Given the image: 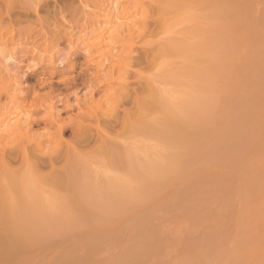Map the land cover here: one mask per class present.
Masks as SVG:
<instances>
[{
  "label": "rangeland",
  "instance_id": "1",
  "mask_svg": "<svg viewBox=\"0 0 264 264\" xmlns=\"http://www.w3.org/2000/svg\"><path fill=\"white\" fill-rule=\"evenodd\" d=\"M18 1L19 3H21V5H24L25 7H27L26 5L29 6L31 3H34L33 1L35 0H18ZM212 2L217 3V2H221V0H84L83 3L82 2L80 3L79 0L77 1L74 0L73 3L66 2L67 3L66 5L68 4L69 5L64 7L65 9L61 15H59L58 13H55V14L50 13L49 15H45V13H39V20L36 17L31 15L26 21L19 22V23L14 22L11 25L2 24L0 26V114L1 115L5 112H9L15 116V119L13 120H24V118L30 113V112L28 113V111H32L33 109L35 110V108L41 110L43 107H46L47 105L55 104L56 100L53 99L51 95L46 94V92H40L37 98H33L29 104L27 105L25 104L23 106L21 105L18 106L19 105L18 99L14 100L13 102H11V100L13 98L14 99L18 98L25 91L26 84L24 83L25 81L24 75L26 76V74H28L30 71H40L42 70L41 66L45 65L44 67H47L50 62H54L56 63V65H58L63 60H65L67 57H72L73 55L80 56L83 52V49L85 48L86 50L89 49L90 52H92L93 56H91V59L92 58L94 59V57H97L93 61L91 59L90 60L92 63L94 61L95 62L98 61L97 64H99L100 80L105 87L104 91H102L103 95L101 93L99 96H96L94 98L95 102L88 105L93 109V111H95V107L97 106H100L101 109L102 108L104 109V110L102 109L103 112L101 111V115L100 113L98 115V118L100 119V126L106 127L108 125L109 120L111 121L112 117H109L108 112L109 110H112L114 106L112 103L113 101L110 102V100L115 95L118 96V93L120 92L119 90H121V93L124 92V94L125 92L130 91V93L129 92L128 93L131 95L130 96L128 94L129 97H125V96L123 97L124 98L122 99L123 105H121V108L119 111V117H122L121 110L124 108V110L127 112L129 116L128 117L129 121L125 123L123 126L120 125L119 123L117 125H113V128L112 129L110 128V130H108V133L111 136L109 139L110 141H107V143L105 144V146H103L102 150L99 153H92V154L85 155L81 158H78L76 161H74L76 159L74 158L73 159L74 163L72 161L71 166L70 165L67 166V168L64 171V174L66 173V175H61L62 178L63 176H65L64 178L66 179V181L64 184H66L68 191H65V192L62 191L59 193V195L61 196V198L69 199L68 201L71 202V206L75 204L73 206L75 208L72 209L73 211L76 209L75 211L79 213L81 212L89 213L91 220L90 218L88 219L89 216H87L88 215L87 214L86 215L87 218L85 219L87 222H84L85 221L84 220L82 221L83 222L82 225L79 223L81 226L80 228L78 226L77 230L70 229V232L63 231V233H59L57 234V236L55 234L54 238L51 237L52 238L51 240H53V244L55 246L53 245L51 249L50 248L44 249V250L41 249L40 251L41 253H39L38 251L39 257H38V260L36 259L34 261L35 264H48V263L53 262L54 260L58 258V256L62 252L68 249L71 244L73 245L75 244L74 245L75 247H78V248L80 247L79 248L80 250L76 249L74 252L75 254L77 253L78 256L82 255L85 251L84 249L86 248L85 245H88V243L96 244V245L93 244L94 246H96L97 251H99V253L96 254L97 256L96 255L94 256V259L96 261L107 262L109 261V259L115 260L116 258L120 256L121 253L124 252L123 249H125V247L126 249L129 247V246L127 247V245L131 244L130 247H134V245L138 242L137 241L138 235H137V238H134L131 235H133V233H136L137 230L138 231L141 230V228L145 230L146 227L147 229H150L151 227L155 228V231H159L161 233L160 234L161 237L157 238L159 240L155 239L153 241V243L155 242L154 243L155 245L154 246L152 245V248H149V250L148 248H144V250L141 249V252L139 251L140 254L139 252L136 253L137 255L136 256L134 255V258L132 257L133 259H129L131 261L129 262V264H153V263L154 264H178V263L180 264L181 262H182L181 264H192L194 263V261H192V263H190L191 261L189 263L188 262L186 263L185 258L186 256L188 257L190 250L184 247V244L186 242L184 240L185 237H186V240L191 239L190 237H192L191 240L194 239L198 241L199 239L200 242L198 241L199 243L196 242V244L198 245V247L200 246L205 247V249L203 250L205 252L207 251L203 255L204 256L206 255V257L207 256L208 257L206 258L200 255L203 258V260L199 257L195 258L196 264L199 262L201 263L205 261L206 259L207 260L203 264H207V262L209 264H212V263L213 264H218V263L219 264H225V263L226 264H238L239 261L242 262V264H245V261L247 259L250 261L247 260L248 263L246 262V264H249L252 262L253 264H256V263L264 264V251H263L264 250V243H263L264 242V179H263L264 176L262 177V175H264L263 173L264 172V159L261 158V157H264V149H262L264 147V143H263L264 140H260V138H259L260 141L258 140L259 144L263 143L262 145L263 147L261 148L259 147L261 152L259 151L257 153L258 155L257 154L252 155L255 157V160L254 159L250 160V158L252 157L249 158L250 155H248V157L244 156L243 158H241L240 161H237L239 159L237 160L234 159L236 160V162L232 160L235 162V164L234 162H230V163L225 162L226 164L219 165V163L211 164L212 162L203 163L202 159H200L201 161L197 160V163H203L205 165L207 164L208 166H205L203 164L201 165L199 164L198 166L196 162L193 163V161L185 157L183 159L184 161H182L181 163V168H184V171L183 169L182 170L180 169L179 171H177L178 173L177 172L175 173V171L173 172L174 167H176L174 166L175 164L174 162H173V165H171L172 163L170 164V162L169 163L165 162L166 166H168L167 167L168 171L170 172L167 175L169 179L166 178L167 176H164L163 179L160 178L158 180L157 182L158 184L154 181H152L153 182L152 184L151 181L149 183L147 182V180H145L146 181V185H145V181H143L144 176H142V180L141 179L140 181L137 180L136 175H138V172L135 175L134 174L135 172L132 173V169H128L127 167L128 165H126L127 164L126 162H124V165L122 164L123 161H126L127 159L126 157H128L129 155H136V157H139L140 159H142L143 156L147 155L148 158L150 157V160L153 161L154 159L152 158L155 157L156 159L159 160L160 158H158V156L161 157L162 155H165L164 153L167 154V151L169 152L170 150L167 146H164V144H161V142L155 141L157 140V138L155 139L153 138L155 137L154 134L152 136V133L148 134V132L147 133L145 131L143 132V130L141 132L140 125L142 124V120L144 121L148 120L146 122H149V120L152 121L153 119H157L161 117L163 118V112L160 111V108H157V106L156 108L154 106L153 110H151L150 112L147 110L145 103H142V104L139 103L138 104L139 106H136L133 102L135 95L139 101L140 99L143 100V98L146 100L147 98H149L151 100L153 97L154 100L153 99L152 100L154 101V103L155 102L157 103V101L155 100L159 99L158 96H160V99H161V97H163L165 93H166L165 94L166 97L169 95L170 96L172 95L171 98H175L176 102L180 101V103H182L181 104L182 106L180 104H176V106L175 104H173L174 106L172 105L171 107H169V110L174 113L179 112L181 107H184L183 102L184 104H186L187 102L190 105L192 102L190 101L189 98H191L192 101H194L197 97L198 98L197 106L199 105L201 106L199 108H202V109L198 108L201 111L200 113L202 114L201 115L197 114V118L199 120H200V117L198 116H201V123L203 122L205 123V117L207 121H209V119L212 120L218 117H223L225 114V110H227L228 107H231V106H232L231 108L236 107V104L233 107V104L236 101V100L234 101V99L236 98H237V102L235 103H238L239 106L242 105L241 107L237 105L239 109L243 108L244 110V108L247 106V109L246 108L245 109L246 110L249 109L248 112H250L251 110V114L250 113L247 114V118L248 116L250 118V115H252L254 110H258V109H255L256 107H261L263 105L264 97L262 93L264 92V89H263L264 84L257 86L258 85L257 83H259L262 79H264V77L260 76L264 74V72H262V74L259 73V74H255L254 76H252L253 78L255 77V80L257 79L256 80L257 82L254 83L256 87L254 85L252 86V84L250 86V83L253 78L252 77L251 79L248 78L249 79L248 82L250 80L251 81L247 84L246 83L247 77H249L250 74L247 75L246 73L247 71L244 70L243 68L242 70L240 65L243 63L241 61H246L250 59L249 57H251V55L254 61L255 59L257 60L258 57H260V55L264 54L263 53L264 48H262L264 47V0H248L247 2L246 0H236V4H232L234 5L233 7L231 5L229 6L232 8L231 9L232 11H235V10L237 12L240 11L239 15L236 12L238 19L235 20L233 18L232 19L227 18L226 17V14L228 13L227 12L228 9H227L225 15L222 12L223 15L226 17V19H224L225 17L221 14L223 16L222 18L223 21L222 19H220L221 15L218 14L220 15L218 16L216 14V11L217 13H219L218 11L219 8L217 9V7L216 8L215 6L213 7ZM218 4L220 5V3ZM225 4H226V1L224 2V4L222 3V5H225ZM49 5H52V2H49ZM247 8L248 10H246ZM230 14L228 13V15ZM244 14L246 15L244 16ZM233 15L235 14H232V16ZM243 18H246L247 20ZM244 22H247V23H244ZM250 33H252L251 34L252 36H250ZM252 38H256V39H252ZM250 39L251 41L253 40L254 41L250 42ZM242 40H245V41H242ZM94 44L96 47L92 46ZM259 45H261L262 47ZM261 49H263V51ZM215 51L217 52L216 55H215L216 53ZM259 53H262V54H259ZM256 54H257V57L254 58ZM217 55L220 56L222 59H224L225 61L223 62L224 64H221L222 61L220 62V64L223 65V67H221L220 64H216L215 62L216 60L214 61V56L218 57ZM247 56H248V59L246 58ZM243 57L246 59H243ZM221 58H217V60H220ZM232 60L233 61L235 60V61L233 62ZM40 61L43 62L44 64L40 65L39 63ZM211 62L216 64V65L212 64L213 67L216 66L218 70L220 69L219 73H216V71H218L216 70V68L213 69V67H210L212 66ZM217 62L219 63V61ZM229 64H231L230 67H227L229 66ZM232 64H234V66L237 65L235 66L237 67L235 68L236 70L235 73L233 71L234 66H232ZM88 65L90 66V63ZM217 65L218 66L220 65L219 68ZM209 67L211 68L210 71L209 69H206ZM205 71H207V73ZM242 72H244L247 75V77ZM134 73H137L138 75H135ZM242 76L245 78H243ZM238 78L240 79V81H238ZM242 78L246 80L245 82L246 85L243 83L245 80L243 81ZM233 79H236V81ZM239 82L243 83L244 87H243V84L240 85ZM234 85L238 87L236 86L234 87ZM232 86L234 88H232ZM123 87L125 88L124 90L122 89ZM252 87L256 89L253 90L254 93L252 92L250 94L249 91L252 90ZM126 88H127V91H126ZM244 88L246 89L245 92L243 91L245 90ZM225 89L227 90V92L225 91ZM134 90L136 91V93L133 92ZM228 90L230 91V94L228 93L229 92ZM238 91L240 92L239 95L241 97L245 94L244 95L246 96L245 98L246 100L244 99L245 101L242 99L244 96L241 98L242 100L240 101V96L237 93ZM255 91H258V92L262 91L261 93L262 97L260 96V93L258 95V92L256 93ZM222 92L224 93L225 96H222L223 95ZM248 92L249 94L247 95ZM234 93L238 95L239 97H237ZM83 94L84 92H78L77 97L79 96L78 98H81ZM148 95L151 97H149ZM165 95L162 98V100L166 98ZM231 95L232 97L235 95L234 98H231L230 97ZM146 96L147 98H145ZM259 96L261 97L260 99H259ZM238 98H239V101H238ZM248 98H249V101H248ZM149 99L147 101H149ZM168 99L166 98L165 100H168ZM182 99L184 101L181 102ZM199 99H201V101ZM250 99H252L251 102H253V100L254 102H257L256 100H259V101L263 100V102L261 101L262 105L261 103H259L260 105L258 104L259 106L258 105L256 106V103L255 105L253 104V106H256V107L252 111L251 109L252 107L248 108V105L252 106L249 104ZM9 101H10V104H9ZM71 101L70 103L73 102ZM203 101H205V103ZM109 103H111L113 107ZM243 105L245 106L243 107ZM179 106H180V109H179ZM55 107L59 109L57 104H55ZM149 107L151 108L152 106L150 105ZM109 108H112V109H109ZM145 109L147 111H145ZM198 109L197 111H199ZM202 110L204 111V113L202 112ZM259 110H262V108H260ZM140 112L142 115L140 114ZM145 112H147L146 115L144 114ZM148 112H150L149 115H148ZM258 112L259 111L254 112L253 115L255 116ZM9 113L6 116H8ZM208 113L213 114L214 118H211L210 117L211 114L208 115ZM262 113L264 114L263 111ZM263 114L261 116L259 115V118L260 120L262 119V121L264 119ZM102 115L104 116L101 117ZM144 115L146 118L144 117ZM215 115H217V117ZM12 117L13 116L11 115L10 118ZM249 118L247 120L251 121V118L250 119ZM256 118L259 119L258 116ZM184 119L185 118H183V120ZM101 120L102 121L108 120V122L107 123L105 122L104 124ZM187 120L190 122V119H187ZM12 121L6 122L4 124L5 126H3L1 129L2 130L4 128L8 129L10 125H12L13 123ZM254 122H256V120ZM254 122L253 123L251 122V125L255 124ZM88 123L94 125V119H92L91 122L90 120H88ZM263 123L264 121L262 122V124ZM137 124L140 127V129L136 127ZM251 125L250 127L254 126V125L252 126ZM258 125H257L258 128L256 127V125L254 126L255 128L259 129V130L254 129L255 131L252 128L250 129L247 126L249 130H251V132L253 130L254 133H250V131L247 130V128L245 127L243 130V135H244V132H246L245 133L246 136L249 135L251 136L250 138H253V137L256 138L254 134L259 135L261 132L264 131V128L260 127L261 125L260 126ZM259 127L263 129L261 130ZM134 129L136 131H134ZM138 130L139 132H137ZM147 136L149 139L147 138ZM260 137L262 136L260 135ZM92 146L93 144L88 146V148H91ZM156 148L157 150H160L158 151V153H155ZM143 151L145 152L148 151V152L145 155ZM235 151L237 152L240 151L239 153L241 154V151L243 153L244 149L237 148V150L235 149ZM125 152H128V154ZM85 153L87 154L88 151ZM235 154L237 158H239L238 157L239 154L237 155V153H234V155ZM256 156L258 157L260 156V158L256 159ZM245 158L249 159L250 161L245 162L246 160ZM187 159L189 162H187ZM161 162L164 163V160ZM193 164H196V167L197 166L198 167L194 168L195 165ZM189 165L192 167H189ZM209 165L211 166L209 167ZM224 165H226L227 167ZM13 166L14 168H17L18 165H13ZM230 166L232 167V170ZM171 167H173V169ZM48 171L49 170L44 169L43 173L46 174ZM25 172H26L25 170H22V174H20L19 176L21 180H22V175L24 176V179H29V177L26 176ZM179 173L182 176L181 175L178 176ZM242 173L245 175H243ZM203 175H204V179L201 178L203 177ZM206 176L209 178H207ZM124 178H127L128 184L133 185L134 189H137L135 190L136 191L135 195H137L135 196V198H138V199L136 200L132 198L133 201L129 200L128 202L131 205L127 201H126L127 205L125 202H124L125 205L123 204V202H121L120 203L121 206H119L120 209L119 207H117L116 211L114 209V212L111 211L110 213L106 215L104 213L101 214L100 213L101 211H99L98 208H96L95 210V207H99V206L90 207L89 205V207L92 210L90 208L88 210V207H87L88 205L83 202V197L82 199L80 198L81 192L85 190L83 188L87 189L89 188V186H91V188H89L91 189L90 194L92 193V191L94 194H97L105 190L110 193H113L114 192L113 188L115 187V185L117 183L121 184ZM125 180L126 179H124V181ZM181 180H184V181H181ZM231 181L235 183L233 184ZM191 184H192L193 189L190 186ZM201 185H204V186H201ZM229 185L230 186L232 185L231 186L232 189L230 188ZM147 188L149 189L147 190ZM178 188L180 191L178 190ZM225 188L227 189L229 188L230 191L229 189L227 190ZM245 188L246 189L248 188L247 190L249 191V193L248 191H246ZM184 189L188 191L189 194H191L190 191L192 190H194L193 192L196 194L200 193V191H202L203 189H205V191L208 189L206 193L209 192V189L211 190L208 194H206L209 196L205 199L203 205L202 204L197 205L198 213L196 211L197 206H194L196 204H193L195 202L193 198L189 196V198L191 197V199L189 198L186 199L185 197V196H188V195H185L188 192H186L185 194H182V192L185 191ZM220 189H221V192H220ZM234 189L238 191L236 192ZM256 189H258V191ZM222 190H223V193H222ZM138 191L141 192V194L137 193ZM253 191H255L253 194V196L255 197H253L252 200L254 198L255 199L253 201H249L248 200L250 199L249 196L252 195ZM177 193H180L179 195H184L183 197L181 196L183 199L179 195H177ZM179 197L181 198V200ZM51 198H49V200H51ZM170 198H172L171 199L172 201L170 200ZM210 198L211 200H209ZM88 199H91V198H88ZM177 199L181 202H178ZM246 199L248 201V205H249V202H253V204L251 203L249 206L248 205L245 206ZM169 200L171 201V203H169L170 202ZM81 201H82V204H80ZM88 201L90 202V200ZM70 202L68 203L70 204ZM225 202L227 204H225ZM257 202H258V205H256ZM122 204L124 206H122ZM170 204L171 205L174 204L173 207ZM77 206L78 207L84 206V207L82 209L80 207V210H79ZM201 206L204 208H201ZM181 207L184 209L182 210ZM185 208H186V213H184ZM189 209H191V211ZM244 209H246L247 211ZM170 210L172 213L169 212ZM199 210H202L203 212ZM212 211L214 212L212 213ZM176 212L179 213V215ZM188 213H189V216L187 215ZM240 213L241 214L243 213V215H241ZM195 214L198 216L199 214H201V218L203 221L201 219L199 222H197V220L195 221V218H194ZM245 214L246 216H244ZM83 215L82 216L77 215V216L79 218L80 217L85 218L86 216L85 215L83 216ZM105 215L108 217L105 218L104 217ZM187 217H192L193 221H190ZM197 218H200V216ZM62 219H65V218H62ZM69 219L73 221L74 218L72 219L69 217ZM89 220H90V223H89ZM92 220L94 221L92 222ZM142 221L144 222V225H146L145 229L143 225L140 224L142 223ZM194 221L199 223V225L198 224L196 225L195 223L196 227L195 226L193 227L192 222ZM37 223H39V220L37 221ZM220 226H221V229H220ZM244 226H246L245 232H243L245 230ZM218 227L219 229H217ZM124 228H127V229H124ZM182 228L184 230H182ZM243 228L244 230H242ZM1 229L3 228H0V232L2 233ZM204 229L207 232H209L208 235L206 234L207 232L204 231ZM189 230H192V231H189ZM111 232H112V235H111ZM190 232L191 233L193 232L194 234L189 235ZM129 233H130V236L127 235ZM108 234L109 236H112L113 238L115 237L114 239L116 243L114 242V239L113 240L111 239L112 237L110 238L107 236ZM197 234H198V237H197ZM116 235L118 236L120 235V237L118 238ZM204 235H206V239L209 240V243H208L209 246H207V244L205 243L204 245L202 242L204 241L203 240ZM210 235H211V238H207ZM215 235H217V237ZM82 236L84 240L79 239V237L81 238ZM97 236L99 239L97 238ZM101 236H102V240L100 239ZM157 236H159V234H157ZM129 237L131 238L129 239ZM0 238L2 237L0 236ZM90 238H92L91 241L92 240L94 241L89 242ZM96 238L98 240H96ZM105 238L106 240H104ZM219 238H220V241H219ZM226 238H227V241H226ZM252 238H255L256 240ZM110 239L111 241H109ZM212 239H214L215 241ZM252 240H255L254 245L251 242ZM84 241L87 243H85ZM207 241H204V242H207ZM213 241L214 243L215 242L216 243L213 244ZM210 242L212 243L211 246L213 245L215 246V248L213 246L212 247L210 246ZM138 244H136L137 246L135 247H142L139 242ZM179 246H180V249L178 250ZM252 246L254 247L253 249H251ZM207 247L209 248L207 249ZM249 247L251 250L247 249ZM210 248H214V249H210ZM180 250L183 253L180 252ZM186 250H188L189 252L186 253L185 252ZM79 252L81 253L79 254ZM144 253H148V255L146 256V254ZM208 254H211V255L209 256ZM142 255H145V257ZM184 256L185 258L183 259ZM179 258L182 261H180ZM250 258H253V259H250ZM218 260L220 262H218ZM4 262L7 263L6 260H2V261L0 260V264L1 263L4 264Z\"/></svg>",
  "mask_w": 264,
  "mask_h": 264
},
{
  "label": "bare ground",
  "instance_id": "2",
  "mask_svg": "<svg viewBox=\"0 0 264 264\" xmlns=\"http://www.w3.org/2000/svg\"><path fill=\"white\" fill-rule=\"evenodd\" d=\"M225 1H226V4H227V5L225 4L226 6L225 5H222V3L224 4ZM247 1L248 0H246V2ZM33 2L34 3H31L29 6L26 5L27 7H25L24 5H21V3H19L18 0H0V26L2 24L11 25L14 22L15 23L16 22L19 23V22L26 21V20H28V18L31 15L34 16V17H36L39 20V13H45V15H49L50 13H53V14L58 13L59 15H61L62 12L65 9L64 7H66V6L69 5V4L68 5H66V4L68 2L73 3L74 0H35ZM49 2H52V5H49ZM79 2L80 3L81 2L83 3L84 0H79ZM221 2H217V3L216 2H212V6L213 7L215 6V8L216 7H217V9L219 8L218 9L219 13H217V11H216V14L217 15L218 14H220V15L222 14L223 15V13H224V15H225L226 14V10L228 9L227 12L229 14L231 12H233V13L230 14L231 16L228 15V13H227L226 14V17L227 18H230V19L233 18L235 20L238 19L237 18L238 17L237 16V13L239 15L240 14L239 13L240 11L237 12L235 9H234L235 11H232L231 10L232 8L229 6V5H231L233 7L234 5H232V4H236V0H224V1L221 0ZM61 3H63V4H61ZM218 3H220V5ZM217 4H218L219 7L217 6ZM246 10H248V8ZM232 14H235V15L232 16ZM220 15H218V16H220ZM245 15L246 14H244V16ZM221 16H220V19L223 18V16L222 17ZM226 17L224 19H226ZM243 19H246V18H243ZM222 21H223V19H222ZM244 23H247V22H244ZM146 27H147V25H146ZM254 32H252V33H254ZM252 33H250V36H252L251 35ZM256 35H258V34H256ZM248 36H249V34H248ZM252 39H256V38H252ZM242 41H245V40H242ZM248 41H249V39H248ZM253 41H251V39H250V42H253ZM260 44H261V42H260ZM92 46H95V44L92 45ZM259 46H261V45H259ZM262 48H264V47H262ZM258 50H260V49H258ZM261 50L263 51V49H261ZM259 52H261V51H259ZM263 53H264V51H263ZM216 54H217V52L215 53V55ZM222 54H223V52H222ZM259 54H262V53H259ZM218 55H219V53H218ZM91 56H93L92 55V52H90L89 49L86 50V48H85V49H83V52H82V54L80 56L73 55L72 57H67L65 60H63L58 65H56V63H54V62H50L47 67H44L45 65L44 66H41L42 67V70H40V71H30V72L28 71L29 73L26 74V76L24 75V77H25L24 78L25 79L24 83L26 84L25 91L18 98H16V99L13 98L11 100V102H13L14 100H17L18 99V101H19L18 102V104H19L18 106H20V105L23 106L25 104L26 105L29 104L30 101L33 98H37L40 92H46V94L51 95L53 97V99L56 100V103L55 104H57V106L59 107V109H57L55 107V104L47 105L46 107H43L42 109L40 108L41 110H39L37 108H35V110L34 109L33 110L31 109L32 111H28V113L29 112L30 113L29 114L27 113L28 115L24 118V120H13V119H15V116L12 113H9V112H5L2 115L0 114V118H1L0 119V226H1L0 228H3V229H1L2 230V233L0 232V236L3 238V239L0 238V260L1 261L2 260H6L7 263L4 262V264H32V263H34V261L36 259L38 260L39 253H41L40 252L41 249H43V250L44 249H49V248L51 249L53 247L54 244H53V240H51V239L55 237L54 236L55 234L57 236V234L63 233V231L64 232L65 231H69L70 232V229H72V230L73 229L74 230L76 229L77 230L78 226L80 228V226L83 224L82 221H84L87 218V216H89L88 219L90 218V220H91V217H90V214L89 213H87V212H81V213H79V212H76L75 211L76 209L73 211L72 209L75 208V207H73L75 204L74 205L72 204L73 206H71V202L68 201L69 199L61 198V196L59 195V193L62 192V191L63 192L68 191L66 184H64L65 181H66V179L64 178L65 176H63V178H62L61 175H66V173L64 174V171L67 168V166H69V165L71 166V162L73 161L74 158H76L74 160V161H76L78 158H81V157H83L85 155L92 154V153H99L102 150L103 146H105V144L107 143V141H110L109 139H110L111 136L108 133V130H110V128L112 129L113 128V125H117L119 123L120 125L123 126L125 123H127L129 121L128 120V117L129 116H128L127 112L124 110V108L121 110L122 117H119V111H120L121 105H123V102H122V99H124L123 97L124 96L125 97H129L128 94L130 93V91H128L129 93L128 92H125V94H124V92L121 93V90H119L120 92L118 93V96L115 95L112 99L110 98L111 99L110 102L113 101L112 103H113L114 108L113 109L112 108H109V109H112V110H109L108 113H109V117H112V119L110 118L111 121L109 120V122H108V120L107 121L106 120L105 121H102L101 120L104 124H105V122L106 123L108 122V125L106 127L100 126V119L98 118V115H99V113L101 115V111L103 112L104 109L102 108L103 109L102 110L100 108V106H97V107H95V111H93V109L90 106H88V105H90L93 102H95L94 98L96 96H99L101 93L103 95V92L102 91H104L105 87H104V85L102 84V82L100 80L99 64H97L98 61H96V62L94 61L93 62L94 64L91 62V60L93 61L97 57H94V59L93 58L91 59ZM215 57L216 56H214V61L216 60L215 61L216 64H220L221 61H222L221 64H224L223 63V62H225L224 59H222L220 56L216 57V59H215ZM237 57H238V55H237ZM256 57H257V54H256V56L254 58H256ZM217 58H221V59L220 60H217ZM246 58L248 59V56ZM246 58L243 57V59H246ZM249 58L250 59H248L246 61L239 60V61L243 62L240 65L241 66V69L243 68L244 70H246L247 71L246 72L247 75L250 74L249 77H247V75L244 72H242L247 77V82H246V80L243 79L245 77H243L244 75L242 74L243 75L242 76L243 77L242 80L243 81L245 80L243 82L245 85H246V83L248 84L251 81L250 80L248 82V80H249L248 78L251 79V77L254 76L255 74H259V73L262 74V72H264V65H263L264 64V54L260 55V57H258V59L257 60L255 59L254 61H253L252 55ZM251 58H252V60H251ZM232 59H234V58H232ZM235 59H236V57H235ZM217 61H219V63ZM39 63H40V65H43L44 64L41 61ZM89 63H90V66L88 65ZM91 63H92V65H91ZM212 64H215V63H212L211 62V65ZM235 64H237V63H235ZM230 65L231 64H229V66H227V67H230ZM219 66H218V68H219ZM232 66H234V64H232ZM235 66H237V65H235ZM235 66H234V70H233L234 73L236 72L235 68H237ZM34 67H32V68H34ZM210 67H213V65L210 66ZM210 67L209 68H206V69H209V71H210L211 70ZM221 67H223V65H221ZM214 68H216V66H214L213 69ZM110 70H112V69H110ZM216 70H218V69L216 68ZM219 70L216 71V73H219ZM207 71H205V72L207 73ZM212 73H214V72H212ZM134 74L135 75H138L137 73H134ZM260 76L261 77H264V74H262ZM240 77H241V75H240ZM239 78H238V81H240ZM236 79H233V80L236 81ZM253 79H252V81L250 83V86H251V84L253 86L254 83L257 82L256 81L257 79L255 80V77ZM263 80L264 79H262L260 82L258 80L259 83H257L258 84L257 86L264 84V81ZM241 82H239L240 85L243 84ZM261 82H263V83H261ZM235 84H236V82H235ZM244 84H243V87H244ZM235 86L236 85H234V87ZM254 86L256 87V85H254ZM124 87L122 88L123 90L125 89ZM234 87L232 86V88H234ZM236 87H238V86H236ZM247 87H249V86H247ZM227 88H228V86H227ZM254 89H256V88L252 87V90L250 89L251 91L248 90L250 92V94L253 92ZM223 90H224V88H223ZM126 91H127V88H126ZM225 91L227 92L226 89H225ZM243 91L245 92L246 89L243 90ZM258 91H255V92L257 93ZM78 92H84V94L82 95L81 98H78L79 96L77 97ZM133 92L136 93L135 90ZM249 92L247 93V95L249 94ZM228 93L230 94V91ZM235 93H236V91H235ZM237 93L239 95L240 92L238 91ZM259 93H260V96H261L262 91L261 92H258V95H259ZM222 94H223L222 96H225L223 92H222ZM164 95H163V97H164ZM238 95H236V96L239 97L240 95L239 96ZM255 95H257V94H255ZM262 95L264 97V92L262 93ZM169 96L166 97V95H165V97L167 99L169 98ZM171 96H170V98L168 100H165L166 98H164L162 100L163 97H161V99H160V96H158L160 100L158 99V97H157V99L160 102L158 100H155V101H157V103L156 102L154 103V101H153L154 98L153 97H152L153 100L152 99L150 100L146 96L145 98H147V100L149 99V101H147L144 98H143V100L140 99V101H139L137 99L136 95H135V97L133 99V102H134V104L136 106H139L138 105L139 103H141V104L142 103H145V106L147 107V110L148 111L151 112V110H153L154 106H155V108L157 106V108H160V111L163 112V118L161 117V118L153 119L152 121L149 120V122H146L148 120H146V121L142 120V124H143V125L141 124L142 126L138 123L140 125L141 129L138 126V124H137L136 127H138L141 130V132L143 130V132L144 131L146 133L148 132V134H151L152 133V136L154 134L155 137H153V138L154 139L157 138V140H155V141L161 142V144H164V146H167L170 149L169 152L167 151V154L164 153L165 155H162L161 157L158 156V158H160L162 160H160V159L158 160L155 157L152 158V159H154L153 161L150 160V157L148 158V156L146 155L148 151L147 152L143 151V153H145V155L147 156V157L146 156H143V158L145 157L144 159L143 158L140 159L139 157H136V155H129L128 157H126L127 158L126 161H123L122 164L124 165V162H126L127 163L126 165H128L127 166L128 169H132V173L135 172L134 173L135 175L138 172V175H136V179L137 180H139V181H140V179L142 180V176H144L143 177L144 178L143 181L147 180V182H149V183H150V181L151 182L154 181V182L157 183L160 178L163 179L164 176H167L170 173L168 171V168H167L168 166H166L165 162L166 163H169L170 162V164L172 163L171 165H173V162L175 163L174 166H176V167L173 166L174 167L173 172L175 171V173L177 171H179L180 169L181 170L183 169V171H184V168H181V163H182V161H184L183 159L185 157L186 158H189V160L193 161V163L196 162V164L198 166H199V164L201 165V164L206 163V162H208V163L212 162L211 164H213V163H219V165H221V164L223 165V164H226L228 162L229 163L230 162H234V161L236 162L237 159H239L237 161H240L241 158H243L244 156L248 157V155H250L249 158L252 157V158H250V160H252V159L255 160V157L252 156V155L253 154L256 155L259 151L261 152V150L259 149V147L260 148L263 147L262 145H263L264 142L263 143H260L261 144L260 145L259 144V141L260 140H264V138H262V137H264V135H262V134H264L263 133L264 131L261 132L262 134L260 133L259 135L254 134L256 138H254L253 136H252L253 138H250L251 136H249V135L246 136V134H245L246 132H244V135H243V130H244L245 127L247 128V130H249V128L250 129L252 128L253 130L254 129L255 130H259V129H257L258 128L257 125L259 123H261V124H259L258 126L261 125L260 127H263L264 128V126H263L264 123L262 124V122L264 121V119L262 121V119L260 120V118H259V115L261 116L263 114L262 111L264 112V108H263L264 107V102H263V100H261L263 102V105H262V102L261 101L256 100L258 102L257 103V102H254V100H253V102H251V100L253 98L250 99V103L249 104L252 105V106H249L248 105V108L249 107H252L251 108L252 111L254 110V108L259 103H261V105L263 106V107L261 106V107H256L255 108V109H258V110H254V112H256V111H259V112L255 116L253 115L254 112L252 113V115H250L251 121L250 120H247L249 118V116L247 118V114H249V113L251 114V110H250V112H248L249 109L246 110L247 109V106L245 107L246 109L244 108V110H243V108L242 109L241 108L239 109V107H241L242 105L239 106L238 103H235V102H237V98L235 97L236 99H234V101L235 100L236 101L233 104V107L236 104V107L235 108H231L232 106L231 107H228V109L225 110V114H224L223 117H218V118H215V119H212V120L209 119V121H207L206 120V117H205V123L204 122L201 123V116H198V117H200V120H199L197 118V114L198 115H201L202 114V113H200L201 111L199 110V109H202V108H199V107H201L199 105L197 106V104H198V102H197V99L198 98L197 97H196V99L194 98L195 99L194 101H192V99L189 98L190 101L192 102L190 105L187 102H186L187 105L184 104V102H183V106L184 107H181V109H180V106H179V109H180L179 112L174 113V112H172V111L169 110V107H171L173 104H175V106H176V104H180L181 105L182 103H180V101H177L176 102L175 101V98H171ZM234 96L232 97V95H231L230 97L231 98H234ZM260 96H259V99L262 97V96L261 97ZM149 97H151V96H149ZM242 97L240 96V101L242 99L244 100L246 98V96H244L243 98ZM71 98H73V99H71ZM257 98H258V96H257ZM5 99H7V98H5ZM254 99H256V98H254ZM199 100L201 101V99H199ZM225 100H227V99H225ZM70 101L72 103H70ZM182 101H184V100L182 99L181 102ZM238 101H239V98H238ZM248 101H249V98H248ZM174 102H176V103H174ZM203 102L205 103V101H203ZM203 102H201V103H203ZM208 102H206V103H208ZM216 103H218V102H216ZM255 103H256V106H253V104L255 105ZM9 104H10V101H9ZM109 104H111V103H109ZM158 104H159V106H158ZM244 104H246V103H244ZM150 105L152 106L151 108L149 107ZM237 105L239 107H237ZM111 106H112V104H111ZM221 106H219V107H221ZM244 106L245 105H243V107ZM225 107H227V106H225ZM182 108H184V109L186 108V109L184 110ZM260 108H262V110H259ZM138 109H139V107H138ZM197 109L199 111H197ZM147 110L145 109V111H147ZM218 110H217V112H218ZM260 111H261L262 114L260 113ZM138 112H139V110H138ZM150 112H148V115H149ZM202 112L204 113L203 110H202ZM8 113H9V115L6 116ZM140 114H141V112H140ZM144 114L146 115L147 112H145ZM209 114H211V113H208V115ZM11 115L13 116L12 118H10ZM107 115H105V116H107ZM145 115H144V117H145ZM205 115H207V114H205ZM211 115H210V117L211 118H214L213 114H211ZM103 116L104 115H102L101 117H103ZM215 116L217 117V115H215ZM257 116H258L259 119L256 118ZM263 116H264V114H263ZM3 118H5V119H3ZM183 118H185V119L183 120ZM92 119H94V125L88 123V120H90V122H91ZM187 119H190V122ZM202 119H204V118H202ZM254 119L256 120V122H254L255 121ZM11 121L13 123H12V125H10V127L8 129H5V128L3 130L1 129L3 126H5L4 124L6 122H11ZM251 122L252 123L254 122L255 124H252V125H254V126L256 125L257 128H255L254 126H252L251 125ZM250 125L252 127H250ZM263 128H260V129L262 130ZM253 130H252V132H251V130H249L250 133H254L255 130L254 131ZM134 131H136V130L134 129ZM137 132H139V130ZM139 134H141V133H139ZM260 135L262 137H260ZM66 136H68V137H66ZM247 137H249V138H247ZM147 138H148V136H147ZM259 138H260V140H259ZM91 144H93V146L91 148H88V146H90ZM237 148H243L244 149L243 153H242V151H241V154L239 153L240 151L239 152L235 151V149L237 150ZM262 149H264V147ZM156 150H157V148H156ZM156 150H155V153H158V151H160V150H157V151ZM87 151H88V153L86 154L85 152H87ZM151 152H152V150H151ZM125 153L128 154V152H125ZM234 153H237V155L239 154V156H238L239 158H237L236 154L234 155ZM151 157H153V156H151ZM257 158H260V156L259 157L256 156V159ZM261 158L264 159V157H261ZM200 159H202V162L203 163H197V160H200ZM234 159H236V160H234ZM163 160H164V163L161 162ZM232 160H234V161H232ZM244 160H243V162H244ZM250 160L249 159H246L245 162L246 161L249 162ZM74 161H73V163H74ZM200 161H198V162H200ZM187 162H189L188 159H187ZM235 162H234V164H235ZM196 164H193V165H195L194 168H197L198 167V166L196 167ZM231 164H233V163H231ZM13 165H18V166H17V168H14ZM203 165H205V164H203ZM250 165H252V164H250ZM205 166H208V165L206 164ZM210 166L211 165H209V167ZM224 166H226V165H224ZM173 167H171V168L173 169ZM189 167H192V166L189 165ZM214 167H216V166H214ZM243 168H244V166H243ZM44 169L49 170V171L46 174H44L43 173ZM22 170H25L26 171L25 174H26L27 177H29V179H24V176L23 175H22V180H21V178H19L20 174H22ZM231 170H232V167H231ZM260 171H262V170H260ZM141 174H143V175H141ZM180 175L181 174L179 173L178 176H180ZM204 175L201 178L204 179ZM243 175H245V174H243ZM263 176L264 175H262V177ZM166 178H168V176ZM207 178H209V177H207ZM124 179H126V180L124 181ZM124 179H123V181H122L121 184L120 183H117L115 185V187L113 188V191H114L113 193H110V192H108V191L105 190V191L100 192V193H97V194H94L93 191H92V193L90 194V190L91 189H89V188H91V186H89V188H87L88 190L86 188H83V189H85L84 191H82L84 194L81 192L80 198L82 199V197H83V202L88 205L87 206L88 207V210H89V208L91 206H99L100 208L99 207H95V210H96V208H98L99 211H101L100 212L101 214L104 213V214L107 215L111 211L114 212V209L116 211L117 207L121 206V204H120L121 202H123V204L125 205L126 201L127 202L129 200L133 201L132 198H134L136 200L138 199V198H135V196H137V195H135L136 194V191L135 190H137V189H134V186L133 185L128 184L127 178H124ZM250 180H252V179H250ZM260 180H261V178H260ZM181 181H184V180H181ZM200 181H201V179H200ZM253 182H254V180H253ZM232 183L234 184L235 182H232ZM152 184H153V182H152ZM202 184H203V182H202ZM145 185H146V181H145ZM204 185H201V186H204ZM225 185H224V187H225ZM260 185H261V183H260ZM190 186L192 188V184ZM220 186H222V185H220ZM231 186H230V188H231ZM160 187H162V186H160ZM198 187H200V186H198ZM43 188H45L46 190L43 189ZM148 189L149 188H147V190ZM199 189H201V188H199ZM210 189H209V192L211 191ZM221 189H222V187H221ZM221 189H220V192H221ZM225 189H227V188H225ZM247 189H246V191H248ZM110 190H112V189H110ZM178 190H179V188H178ZM213 190H215V189H213ZM223 190H224V188H223ZM223 190H222V193H223ZM234 190L236 192L238 191L236 189H234ZM256 190L258 191V189H256ZM139 191L137 193L141 194V192H139ZM193 191L194 190L190 191L191 194H189V192L185 190L184 192H182V194H185L186 192H188V193L185 194V195H188V196H185V197L187 199V198H189V196H191L193 198V200L195 201L193 204H196L194 206L201 205V204L203 205L205 199L209 196V195H206V194H208L209 192L206 193L205 189H203L202 191H200V193H197L196 194ZM229 191H230V189H229ZM255 191H253L252 195L250 194L251 196H249V197H250L251 200L248 199L249 201H253L255 199L254 198L252 200V198L255 197V196H253V194H254ZM86 192H88V193H86ZM250 192H252V191H250ZM216 193H217V191H216ZM239 193H240V191H239ZM248 193H249V191H248ZM179 194L180 193H177V195H179ZM227 194H225V195H227ZM43 195H45V196H43ZM179 196L180 197L181 196L183 197L184 195H179ZM191 197L189 199H191ZM246 197H247V195H246ZM49 198H51V200H49ZM88 198H91V199H88ZM181 198H180V200H181ZM222 198H223V196H222ZM171 199L172 198H170V200ZM86 200L87 201L90 200V202L89 201L87 202ZM209 200H211V198ZM67 201L70 202V204ZM171 201L169 203H171ZM178 202H181V201L178 200ZM189 202H191V201H189ZM245 203H246L245 206H247L248 205L247 199H246V202ZM251 203L253 204V202H249V205ZM80 204H82V201H81ZM123 204H122V206H124ZM191 204H190V206H191ZM225 204H227V203L225 202ZM77 205H79V204H77ZM89 205H90V207H89ZM126 205H127V203H126ZM173 205H171V206L173 207ZM256 205H258V202H257ZM179 206H180V204H179ZM80 207L82 209L84 206L83 207L80 206ZM80 207H78L79 210H80ZM187 207H188V205H187ZM125 208H126V206H125ZM196 208H197L196 211L198 213V206ZM201 208H204V207L201 206ZM245 208H247V207H245ZM119 209H120V207H119ZM183 209L184 208H182V210ZM189 210L191 211V209H189ZM202 210H199V211H202ZM244 210H246V209H244ZM169 212H171V210ZM213 212L214 211H212V213ZM184 213H186V208H185ZM83 214L85 216L87 214L88 215L85 218L84 217H80V218L78 217L80 215L82 216ZM177 214L179 215V213H177ZM106 215L104 216L105 218L108 217ZM187 215L189 216V213ZM211 215H213V214H211ZM241 215H243V213ZM196 216L197 217L200 216V218H197ZM199 216L195 214V216H194L195 221L197 220V222H199L200 219L202 220L201 214H199ZM244 216H246V214ZM69 217L72 218V219L74 218L73 221L71 219H69ZM62 218H65V219H62ZM187 218L190 221H193L192 217H187ZM38 220H39V223H37ZM90 220H89V223H90ZM93 221L94 220H92V222ZM118 221H120V220H118ZM143 221H145V220H143ZM143 221L140 224H142L143 227H144V229H145L146 225H144V222ZM179 221H180V219H179ZM195 221L192 222L193 223V227L194 226L196 227L197 224L199 225V223H197ZM63 222H64V224H63ZM84 222H87V221L85 220ZM195 223H196V225H195ZM208 227H209V225H208ZM148 228H149V226H148ZM244 228H245V230H244ZM244 228L242 229V230H244L243 232L246 231V226H244ZM124 229H127V228H124ZM146 229H147V227H146ZM146 229L143 230L141 228V230H139V231L137 230L138 233L135 231L136 233H133V235H131L134 238H137V235H138V240L137 239L136 240L140 243V245L143 248L142 247H135V246H137L136 244H138V242L136 244L134 243L135 244L134 247H130L131 244L130 245H127V247L128 246L129 247L127 249L125 247L126 250L123 249L124 252L121 253L118 258H116V259L114 258L115 260H113L111 258L112 260L109 259V261H107V262H105V261L104 262L103 261L102 262L101 261H96L94 259V256L97 253H99V251H97L96 246L93 245L95 243H93V244L92 243H90V244L88 243V245H85L86 248L84 247L85 248L84 249L85 250L84 253L82 255H79V256L77 255V253L75 254L74 251L76 249H79L80 247L78 248V247H75L74 246L75 244L74 245L71 244L68 249H66L64 252H62L58 256V258L56 260H54L53 262L48 263V264H129V262H131L129 259H133L134 258V255L135 256L137 255L136 253H138L139 251L141 252V249L144 250V248H148V250H149V248H152V245L153 246L155 245L154 244L155 242L153 243V241L155 239H157L158 237H161V235H160L161 233L159 231H155V228L151 227L150 229H147V230ZM205 229H206V227H205ZM205 229H204V231H206ZM217 229H219V227ZM220 229H221V226H220ZM115 230H117V229H115ZM182 230H184V229L182 228ZM189 231H192V230H189ZM227 231H228V229H227ZM187 232H188V230H187ZM208 233L209 232H207L206 234L208 235ZM157 234H159V236H157ZM190 234H194V233L193 232L192 233L190 232L189 235ZM111 235H112V232H111ZM120 235L119 236L116 235V236L119 238ZM127 235L130 236V233L127 234ZM107 236L110 237V238L112 237V236H109V234ZM107 236H106V238H107ZM215 236L217 237V235H215ZM224 236H226V235H224ZM197 237H198V234H197ZM73 238H74V236H73ZM77 238H78V236H77ZM97 238H98V236H97ZM97 238H96V240L99 239V238L98 239ZM106 238L104 240H106ZM114 238L112 237L111 239L113 240ZM130 238L131 237H129V239ZM190 238L192 239V237H190ZM207 238H211V235L208 236ZM79 239H83L84 240L83 236L81 238L79 237ZM91 239L92 238H90L89 242L91 241ZM100 239L102 240V236L100 237ZM111 239L109 241H111ZM191 239L186 240V237L184 239L186 241L185 244H184V247L188 248L190 250V253H189V255L186 254L187 252H189L188 250H186L185 251L186 253H184V254L188 255V257L185 255L186 258L184 256L183 259L184 258L186 259V263L187 262L189 263L190 261H191L190 263H192V261H194V263L196 264V259L195 258H198L199 257V258H201L203 260V258L201 256H204L203 254H205L207 251L205 252L203 250V249H205V247H202L200 245H199L200 247H198V245L196 244V242H198L199 239H198V241L197 240H194V239L191 240ZM214 239H212V240H214ZM252 239H255V238H252ZM157 240H159V239H157ZM203 240L204 241H207L208 240V239H206V235H204V239ZM217 240H218V238H217ZM255 240H252L251 241L253 243V245L255 243ZM72 241H73V239H72ZM92 241H94V240H92ZM204 241H202L203 244L205 243V244H207V246H209L208 245L209 240L207 242H204ZM214 241H213V244L216 243V242L214 243ZM219 241H220V238H219ZM226 241H227V238H226ZM114 242H115V239H114ZM85 243H87V242H85ZM211 244L212 243L210 242V246H211ZM174 247H175V245H174ZM213 247L215 248V246H213ZM208 248L209 247H207V249ZM214 248H210V249H214ZM253 248L254 247L252 246L251 249H253ZM179 249H180V246H179L178 250ZM181 249H182V247H181ZM210 249H209V251H210ZM247 249L249 250L250 247L247 248ZM38 251H39V253H38ZM256 251H257V249H256ZM140 252H139V254H140ZM180 252H182V251L180 250ZM232 252H234V251H232ZM80 253L81 252H79V254ZM144 254H146V256L148 255V253H144ZM240 254H242V253H240ZM118 255H119V253H118ZM208 255L210 256L211 254H208ZM250 255H251V253H250ZM142 256L145 257V255H142ZM214 256H216V255H214ZM204 257H206V255ZM242 258H243V256H242ZM193 259H195V260H193ZM250 259H253V258H250ZM97 260H99V259H97ZM179 260H180V258H179ZM247 260L245 261V264H246ZM127 261H128V263H127ZM180 261H182V260H180ZM205 261H203L201 263L203 264ZM243 261H244V259H243ZM248 261H250V260H248ZM218 262H220V261L218 260ZM194 263H192V264H194ZM199 263H197V264H199ZM207 264H209V263L207 262ZM238 264H242V262L239 261ZM249 264H253V262L252 263H249Z\"/></svg>",
  "mask_w": 264,
  "mask_h": 264
}]
</instances>
